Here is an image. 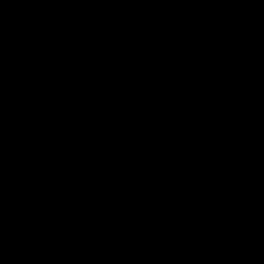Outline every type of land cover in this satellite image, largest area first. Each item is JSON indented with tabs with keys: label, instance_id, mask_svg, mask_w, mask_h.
Listing matches in <instances>:
<instances>
[{
	"label": "water",
	"instance_id": "obj_1",
	"mask_svg": "<svg viewBox=\"0 0 264 264\" xmlns=\"http://www.w3.org/2000/svg\"><path fill=\"white\" fill-rule=\"evenodd\" d=\"M0 264H264V0H0Z\"/></svg>",
	"mask_w": 264,
	"mask_h": 264
}]
</instances>
